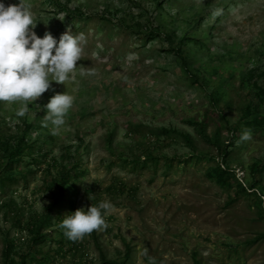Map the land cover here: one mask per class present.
<instances>
[{"label":"rangeland","instance_id":"374dc122","mask_svg":"<svg viewBox=\"0 0 264 264\" xmlns=\"http://www.w3.org/2000/svg\"><path fill=\"white\" fill-rule=\"evenodd\" d=\"M27 2L38 35L86 42L25 116L0 101V264H264V0ZM101 200L107 227L68 239Z\"/></svg>","mask_w":264,"mask_h":264},{"label":"clouds","instance_id":"9594fccd","mask_svg":"<svg viewBox=\"0 0 264 264\" xmlns=\"http://www.w3.org/2000/svg\"><path fill=\"white\" fill-rule=\"evenodd\" d=\"M37 23L27 0L13 5L0 0V101L19 103L16 112L19 117L28 113L27 102L41 97L53 81L65 83L75 76L86 42L83 33L74 34L70 29L59 39L50 31L41 37L35 31ZM85 74L91 73L81 72ZM73 103L74 97L66 91L56 92L43 105L46 109L43 123L45 127L51 124L53 135L61 133ZM251 138L250 131L242 133V140ZM112 208L109 200L81 207L66 214L60 227L68 239L81 240L94 230L107 227L105 217Z\"/></svg>","mask_w":264,"mask_h":264},{"label":"trees","instance_id":"16d2710c","mask_svg":"<svg viewBox=\"0 0 264 264\" xmlns=\"http://www.w3.org/2000/svg\"><path fill=\"white\" fill-rule=\"evenodd\" d=\"M226 176H227L226 171L223 170L222 168H220V170H219V179H220L221 181L225 182V181H226ZM68 189H69V188H67L66 190H64V191L60 194V196H59V198H58V200H59V204H60V203H63V201L66 199L65 195H66V192L68 191Z\"/></svg>","mask_w":264,"mask_h":264}]
</instances>
